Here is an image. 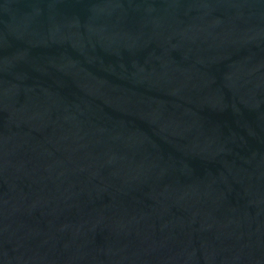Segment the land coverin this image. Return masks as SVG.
<instances>
[{
  "label": "water",
  "instance_id": "obj_1",
  "mask_svg": "<svg viewBox=\"0 0 264 264\" xmlns=\"http://www.w3.org/2000/svg\"><path fill=\"white\" fill-rule=\"evenodd\" d=\"M0 264H264V0H0Z\"/></svg>",
  "mask_w": 264,
  "mask_h": 264
}]
</instances>
